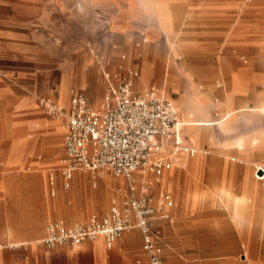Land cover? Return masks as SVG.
<instances>
[{
  "label": "crops",
  "instance_id": "obj_1",
  "mask_svg": "<svg viewBox=\"0 0 264 264\" xmlns=\"http://www.w3.org/2000/svg\"><path fill=\"white\" fill-rule=\"evenodd\" d=\"M46 1L45 3L44 0H0V109H5L8 113L6 116L0 115V140L4 138L10 139L6 149L5 161L2 162L0 160V169L5 171L29 170L35 175L33 176L35 179L32 183L33 185H7L5 181H0V189L13 186L46 187L40 172L48 170L49 183L52 186L51 196H54L53 200L49 198L43 199L41 217H39L33 231L26 234H17L12 228L9 230V234L12 237H6L4 240L15 239L26 242L22 244L23 246L15 249L10 248L12 244L2 246L0 248V264H147L149 257L143 248L144 238L140 229L126 231L112 246H108L103 236L98 237L94 241L84 242L79 246H60L50 249L37 244L39 240L46 237L50 223L64 220L69 225L74 224L72 222L83 219L86 216L85 212H87V209L81 212L75 210V207L70 206L66 202L69 194L64 190H68L71 185L69 188L64 187V179L61 174V166L58 165V157L63 150L65 154V136L68 132V123L66 124L63 118L55 119L47 114L45 110L40 113L34 96L22 94L21 89L28 87L29 83L32 82L37 85L41 80L40 77H51L55 72L56 63L58 64L60 61H62L61 75L70 77L71 82L76 80L79 85H83L89 69H93L91 74L102 85L104 82L103 71L107 67L108 60H111L112 63L108 65L110 68L118 67L124 69L126 63L121 60L119 55L122 52H127L137 55L141 59L140 69H130L129 77L125 79L133 80V89L136 93H143L154 79L161 83L162 87L158 89H161L160 94L163 97H165L162 94L165 89H167L169 94L181 91L180 87L177 90L176 87H167L166 84L165 70L168 69L169 45L165 42V34L162 33L160 39L154 38L147 45L143 44L140 33L146 30L147 17L143 13L138 17H133V13L136 10L148 12L152 26L163 29V24L156 21L157 15L155 12H181V18L175 23L176 28L181 31L180 24L183 13L187 12L189 16L193 17V14L195 16V13L204 10L225 11V5L218 8L220 0H79L84 10L89 11V15L93 16L105 29V33H112L115 36V45L104 48V50L99 52V56L97 55L98 53L91 54L86 48L75 55H71L70 47L65 45V42H63L64 48L62 50L56 49L53 41V35L56 32L54 23L55 6L53 0ZM63 5H68L67 0H64ZM170 17L172 18L171 15ZM63 26L65 28V25ZM136 38L137 41L140 40L143 44L141 48L135 49L133 47ZM193 49L188 45L187 51L182 54H187ZM180 59L181 57H179L177 62L183 63L179 62ZM178 66L182 69V72L187 73L180 65ZM185 68L189 70L186 64ZM189 71L194 75L196 73L193 70ZM246 71L245 67H241L233 73L242 75ZM157 72L161 75V81L154 77ZM134 73L137 75L134 76ZM176 75L181 76L180 74ZM109 76L110 74H107V77ZM168 76L169 73L166 77ZM255 80L257 81L258 77H255ZM151 88L156 87L150 86L149 89ZM206 89L214 91L213 93L226 91L227 89L234 91L235 102L241 106L245 102L238 101L237 94L251 90L255 95L254 90L257 88H251L243 80L237 79L233 81L232 87H227L223 90L214 87ZM76 94L84 95L79 92L73 93L69 109H65L66 113H69L72 99ZM57 96L58 93L56 92V98ZM166 98L171 99L176 104L180 117L179 107L175 99L172 97ZM53 102L57 106L63 107L56 103L55 100ZM94 102L97 104L99 101L95 99ZM180 120L184 123L183 117L182 119L180 117ZM181 142L184 147L194 149L196 151L195 155L191 156L184 151L178 153L173 167L165 171L159 181L151 173L143 174L137 172L135 174L139 186H141L142 180H148L152 183L150 196L152 197V204L157 208V212L150 219V231L162 250L164 264H172L173 257L176 260V264H183L185 258L183 253L187 251L192 253L208 252L204 255L191 254L188 257L190 262L187 261V264H264V260L260 262L258 258H250V260L249 255L243 256L240 254L245 251L251 252L254 247L258 248V244L254 245L250 239L245 237L250 235L263 237L264 222L262 223L263 227L229 229L228 233H223V235H234L238 237L236 238L237 242L232 244L230 239H226L223 241L222 247H216L214 244L182 243V233L190 224L189 221L193 215V213H190L189 208H192V210L196 209L199 202H201L200 199L203 197L193 188L202 185L212 188L205 192L204 196L212 195L224 201L231 213V217L238 224L240 218L247 219L249 217L251 220H264V209L258 215L255 210L253 212L249 211L252 207L257 206V203L259 204L261 199L260 181L264 179H255L251 161L243 158L246 156V152L251 150L249 146L224 148L208 152L204 147L196 150L194 141L190 143V141L184 140L183 129L181 130ZM38 145L46 153L45 160H42V156L39 155L38 160L29 162ZM179 154L181 156L184 155V158L180 157ZM259 154L258 151V156ZM233 156L238 158H232ZM254 161L261 162L259 159ZM243 162L246 165H243ZM29 163L30 167L28 166ZM56 167L59 168L56 169ZM259 168L264 171L263 167ZM172 170L174 171L171 174ZM52 171L56 174L54 183L50 181V173ZM80 173L77 172L74 175V177H78L77 182L82 179ZM107 178L102 181L99 188V190L102 188L104 193H108L109 196L107 205L103 201L98 203L99 216L97 217L101 219L108 215L109 212L107 213V211L110 203L117 204L116 202L125 193L128 195V181L125 178L127 185L123 180L116 179L117 181H115L112 179L108 181ZM168 179H171L169 187L166 186ZM13 184L25 183L13 181ZM118 184L119 187L121 185L120 188H118ZM188 186L191 188L190 192L186 191ZM228 187L243 188V192L241 195H236ZM252 187H258V189ZM170 188H173L175 192L178 206L172 212L173 207L176 205L174 200V206L166 210L170 215V219H162L161 214L165 210L160 209V204L158 205L156 199L166 192L172 195L170 191H167ZM227 192L233 194L236 200L232 201L231 195ZM246 198L250 200L247 201ZM233 202L234 205L231 207ZM61 203L68 205L75 211L82 213V215H72L69 218L63 217L57 211V206ZM103 206L105 207L101 208ZM88 211L91 212L92 208L88 209ZM173 216L178 221L174 229L175 236L181 242L168 244L164 240H166L172 227L165 221L174 222ZM49 221L51 222L47 225ZM39 237L41 238L37 239ZM240 241L243 242L240 243ZM260 244V247L263 246L262 240ZM215 252L218 254H214ZM236 253H239V256Z\"/></svg>",
  "mask_w": 264,
  "mask_h": 264
},
{
  "label": "rangeland",
  "instance_id": "obj_2",
  "mask_svg": "<svg viewBox=\"0 0 264 264\" xmlns=\"http://www.w3.org/2000/svg\"><path fill=\"white\" fill-rule=\"evenodd\" d=\"M44 2L46 3L47 1L44 0ZM53 3L55 6L54 23L56 26L53 41L56 49L62 50L64 48L63 42H65V45H69L70 47L71 55H75L80 50L86 48L91 54L98 53L97 55L100 56L99 52L104 50V48L115 45L114 34L108 32L105 33V29L94 19L93 16L89 15V11L84 10V7L79 0H67V6L63 5L64 0H53ZM222 5H225V11L204 10L195 13V16L193 14V17L189 16V13L187 12L183 13L184 15L180 24L182 34L175 26L176 21L181 18V12H155L157 15L156 21L163 24V29L152 26V21L149 19L150 14L148 12L136 10L133 13V17H138L141 13L145 14L147 17L146 32L144 31L140 33L142 35L143 44L147 45L154 38L160 39L162 33L165 34V42L169 45L167 56L168 69L165 70L166 84L167 87H176L177 90L180 88L182 90L169 94L167 89L164 88L165 92L162 94H164L165 97H172L175 99L176 103H178L180 117L181 119L183 117L184 120V127H182L184 140L190 141V143L191 141H196L195 143L197 144L203 142V147L207 152L216 151L224 148H235L236 146L233 144L232 137H234V135L238 136L241 132L246 134L250 130L248 132L249 134L247 133L246 136L257 138V143L254 146L249 147L251 150L247 151L246 156L243 158L251 161L253 176L255 179H257V175H260L259 177L264 179V171L261 168L258 169V167L264 168V114L258 111H252L255 104V95L253 91L250 90L248 92L237 94L238 101L246 102V108L252 112L242 113L239 120H234L230 125L226 126L233 128L234 134L232 135H226L223 132V124L220 123L219 112L209 106L198 107V109H195L199 113L198 119L211 120V122H213V130L209 131L206 128L207 126L202 125L196 129L193 128L195 129V131H193L197 132V135H194L191 129L194 123H189L190 119L180 105L181 95L187 93L186 86H184L183 83L181 84V82L188 83L190 87H192L190 85L192 81V83H195L198 87L200 86L204 89L214 87L223 90L227 87H232L233 81L239 79L243 80L249 87L257 88L258 91L264 93V0H220L218 8H221ZM63 25H65V28ZM172 36L176 39L174 44L169 42V38ZM180 37L183 40H181ZM143 44L140 40L137 41L136 38L133 47L138 49L141 48ZM139 45L141 46L139 47ZM188 45L194 48L193 51L188 52L187 54H182L187 51ZM119 56L121 60L126 63V67L124 69L118 67L110 68L108 65L112 63L111 60H108L107 67H105L103 71L104 82L102 85L99 84L97 79L91 74L93 69H89L87 73L88 76L83 85H79L76 80L71 82L70 77L61 75L62 61H60L58 64L56 63L55 72L51 77H40L41 80L37 85L33 82L29 83L28 87H23L21 89V92L26 96H34L37 105L39 106L40 113H43L44 110L40 105L41 99L46 98L51 101L55 100L56 103L63 106V109L68 110L73 93L78 92L83 93L89 99L92 106L95 108H101L104 98L109 92V87H118L121 84V81L129 77L130 69H140L141 59L139 56L127 52H122ZM124 56L125 58H123ZM179 57H181L179 62L183 63L177 62ZM185 64L189 70L196 72L195 75L185 68ZM178 65L187 71V73L184 71L182 72V69ZM241 67L247 69L244 74L233 73L238 71ZM168 73L169 76L166 77ZM171 73L180 74L181 76ZM107 74H110V76L107 77ZM154 77L157 80L161 79L159 72L155 73ZM255 77H258L257 81L255 80ZM46 78L49 79L46 80ZM150 86H155L157 89L162 87L161 83L154 79L144 92H146ZM56 92L58 93L57 98ZM95 99L99 101L97 104L94 102ZM239 105L240 104H238V106ZM1 114L4 116L8 115L5 109H0V115ZM62 117L67 124V115ZM54 118L56 119V117ZM186 122L188 124H186ZM199 123L203 124V122ZM193 138H195V140H193ZM9 143L10 139L4 138L0 140V160L2 162L5 161L6 149ZM258 151L261 154H259V156ZM39 155L42 156V160H45L46 153L40 148V145L36 147L29 162L38 160ZM64 155L63 150L58 157V165L60 166ZM179 156L184 158V155L181 156L179 154ZM232 158L238 157L233 156ZM255 159H259L261 162L254 161ZM242 164L246 165L245 162ZM28 166L30 167V163ZM58 168L59 167H56V169ZM173 171L174 170L171 171V174ZM80 174L82 179L77 182L78 177L75 176L71 180V187L68 190H64L69 194L66 202L70 206L75 207V210L81 212L87 209V212H85L86 216L83 219H79L72 223L87 221L94 215L99 216L97 209L99 205L98 203L103 201L106 205L108 204V193L105 194L102 188L99 190L102 181L108 176V181H111L112 179L115 181L123 180L126 183L124 177L116 176L110 171H105L100 178H96L89 173L81 172ZM40 175H42L46 187L13 186L0 189V236L3 235L0 237V244L3 246L26 242L15 239L6 241L4 239L6 237L9 238V236L12 237L9 234L11 228L15 230L17 234H26L33 231L35 229V224L38 222L39 217H41L43 199H54V196H51L52 186L49 183V171H42L40 172ZM33 176H35L34 173L29 170L5 171L0 169V181H5L7 185H33L32 183L35 181ZM13 181H19L25 184H13ZM169 183H171V179L167 180L166 186L169 187ZM120 187L118 184V188ZM260 187L261 199L259 200V204L257 203V206H254L249 210L252 212L255 210L257 215L264 209V180L260 181ZM228 188L232 189L236 195H241L243 192V188ZM252 188L258 189V187ZM194 189H196L200 196L203 197L200 199L201 202H199L196 209L192 210V208H189L190 213H193V215L189 221L190 224L182 233V243L199 245L214 244L216 247H222L223 241L226 239H230L232 244L237 242L236 238L238 237H235L234 235H223V233H228L229 229L237 227H263L262 223L264 220L258 221V219L252 220L251 224L247 223L243 226H238L236 221L231 217V213L224 201L212 195L204 196L205 192L212 188L202 185L193 188V190ZM190 190L191 188L188 186L186 191L190 192ZM167 191L172 193L176 203L175 207L172 209L173 212L178 206V200L175 197L173 188H170ZM126 196L127 193H125L116 203H122ZM156 200L158 201V205L161 204V196ZM113 205V203H110L107 213ZM104 207L105 206L101 208ZM90 208H92L91 212L88 211ZM75 210L63 203L57 206V211L62 214L63 217L67 218L72 215H82V213ZM173 218L174 222H169V220L165 221L172 227L166 240H164L168 244L181 242L180 240L178 241V237L175 236L174 229L178 221L174 216ZM50 222L51 221H49L47 225ZM40 238L41 237L37 239ZM245 238L250 239L254 245L258 244V248L254 247L251 252L245 251L240 254L243 256L249 255V259L258 258L259 262L263 261L264 236L250 235ZM261 240L263 241V246L260 247ZM242 242L243 241H240V243ZM207 253L208 252L192 253L187 251L186 253H183L185 255L183 264H187V261L190 262L188 257L191 254L204 255ZM214 254L218 253L215 252ZM236 254L239 256V253ZM172 264H176L174 257L172 258Z\"/></svg>",
  "mask_w": 264,
  "mask_h": 264
},
{
  "label": "built area",
  "instance_id": "obj_3",
  "mask_svg": "<svg viewBox=\"0 0 264 264\" xmlns=\"http://www.w3.org/2000/svg\"><path fill=\"white\" fill-rule=\"evenodd\" d=\"M133 87L132 79L118 87L110 86L101 108H94L84 95L76 94L69 113L50 99L40 100L52 117L67 115L65 155L61 160L64 187H70L77 172L100 178L105 171H111L128 181V195L122 203L114 204L105 218L93 216L71 225L64 220L50 223L46 237L37 244L50 249L79 246L103 236L112 246L126 231L140 229L149 257L147 264H163L162 250L150 231V219L157 212L150 196L152 183L142 180L139 186L135 174L151 173L159 181L173 167L178 153L194 156L196 151L182 145V123L174 102L162 97L157 88L139 94ZM50 181H56L53 171ZM174 204L170 193L162 194V219H170L166 210Z\"/></svg>",
  "mask_w": 264,
  "mask_h": 264
},
{
  "label": "bare ground",
  "instance_id": "obj_4",
  "mask_svg": "<svg viewBox=\"0 0 264 264\" xmlns=\"http://www.w3.org/2000/svg\"><path fill=\"white\" fill-rule=\"evenodd\" d=\"M175 40L176 39H175L174 36H172L171 38H169V42L171 44H174L175 43L174 42ZM182 83H183L184 86H186L187 93L181 95L180 105L183 107L185 113L187 114L188 118L190 119L189 123H194L193 126L191 127L192 132L194 133V135H197L196 134L197 132H194L195 129L197 127H199V126H202V125L207 126L206 128L209 131H212L213 130L212 129L213 128V122H211V120H201V119H198V117H199L198 114L199 113L195 109V108L198 109V107L209 106L212 109L217 110L219 112V114H220L219 115L220 116V123L223 124V126H222L223 132L226 135H232V134H234L233 128L226 127V126L230 125L234 120H237V119L239 120V118L241 117L240 115L242 113H244V112L246 113V112L258 111V112H261V113L264 114V93L261 92V91H258L257 89L254 91L255 92V99H254L255 100L254 101L255 104L253 106L254 109L252 111H250L245 106L246 102L243 103L241 106L240 105L239 106L237 105V103L235 102V92L234 91H230L229 89H227L226 91L223 90V91H217L216 93H213L214 91L204 89V88H202L200 86L198 87V85L195 84V83H192V81H191V84H190L192 87H190L188 85V83L181 82V84ZM159 93H160V90H159ZM175 106H176V104H175ZM58 107L61 108V109H63V107H60V106H58ZM65 115H66V113H65ZM59 118H63V117H59ZM199 122H203V124L202 123L200 124ZM181 123H182V127H184V123L182 122V120H181ZM186 124H188V123L186 122ZM193 128H195V129H193ZM221 132H222V130H221ZM246 134H244V133L241 132V133L238 134V136L237 135L236 136L234 135V137H232L233 144L236 147H240V148H242V147H248V146L249 147L250 146H254L257 143V138H254V137H251V136H246ZM203 139H202V141H203ZM193 140H195V138H193ZM195 148H196V150L197 149H203V142H201L200 144L195 143ZM257 178L258 179H262L258 175H257ZM213 193H214V191H213ZM227 193H229V192H227ZM230 195H231L232 201H235L236 198L234 197V195L233 194H230ZM243 199H244V197H243ZM246 200L249 201L250 199L249 198H246ZM251 203H252V200H251ZM233 205H234V202H233V204H231V207H233ZM250 208H251V205H250ZM251 222H252V220L249 219V217H247V219L240 218L238 224H239V226H243V225H245L247 223H250L251 224ZM21 244H23V243H16V244H12V245H21Z\"/></svg>",
  "mask_w": 264,
  "mask_h": 264
}]
</instances>
